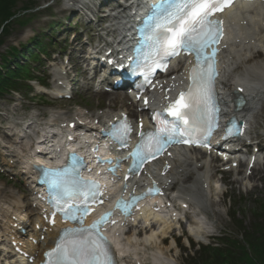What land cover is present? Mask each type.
<instances>
[{"label": "snow or ice", "instance_id": "obj_1", "mask_svg": "<svg viewBox=\"0 0 264 264\" xmlns=\"http://www.w3.org/2000/svg\"><path fill=\"white\" fill-rule=\"evenodd\" d=\"M233 3L234 0H157L152 6L150 14L143 21L138 48L134 50L142 57L137 61V67L144 68L146 84L152 83L151 74L155 68L163 70L167 67L170 57L192 55L195 57V67L190 73L188 90L180 92L164 112L153 114L156 130L136 133L140 140L125 157L132 159V165L124 176L125 181L129 179V174H138L144 162L155 158L172 144L208 146L207 141L221 111L215 88L218 72L213 45L219 42L223 34V21L212 17ZM209 48H212L211 55L207 53ZM171 90L166 89L165 93ZM144 103L147 105L149 102L145 99ZM243 103V98L238 97V107ZM129 132L130 125L126 120H120L104 135L120 147H126ZM99 163L110 164L107 171L115 176L119 161L115 164L111 160ZM82 167L83 161L72 155L63 169L46 172L49 188L56 191L52 206L61 214L62 220L75 221L80 225L62 232L55 247L45 254L48 264H114L107 237L102 235L105 225L116 223L110 219L113 213L105 212L87 228L83 227L84 217L92 211L90 205L104 201L99 198L101 190L98 183L80 178L79 170ZM123 191H127V184H124ZM152 191L150 189L140 197L132 196L127 202L118 199L115 208L126 213Z\"/></svg>", "mask_w": 264, "mask_h": 264}, {"label": "bare ground", "instance_id": "obj_2", "mask_svg": "<svg viewBox=\"0 0 264 264\" xmlns=\"http://www.w3.org/2000/svg\"><path fill=\"white\" fill-rule=\"evenodd\" d=\"M86 2L88 3L90 2V0H64L65 4H73L74 6L78 5V7L83 6L82 9L84 10L81 9L82 12L89 13L91 9L89 11ZM62 12L63 11H60V13ZM102 19L103 18H101V20ZM228 22L230 27L228 37L225 42L226 49L222 58L221 77L217 82V89L219 93V99L223 103L222 112L224 114H227L231 112L230 104L231 99L234 97V90H236L237 87L242 88L241 95L242 98L246 100V103L244 109L237 112V115H239L241 119H244L248 116L249 113L256 109L258 102L264 98V67H261L260 65L248 66L249 62L256 60V58H259L261 54L264 55V6L237 7L229 14ZM123 23L125 22H122L121 27L125 26V24ZM109 28L112 29V27ZM257 50L260 51V53L254 55V51ZM86 62L87 60L82 57L80 63L86 64ZM174 66L175 63H173L172 68H174ZM234 68H240V73L236 76L228 78L227 75L230 69ZM61 71L62 69L56 71V81H60V83L65 86L66 82L64 80V76L61 74ZM58 72H60V74H58ZM171 74L174 75L175 79H165V82L163 84H160L161 87L157 88L155 92L150 94L149 100H151L152 103H160L159 98L162 100H167L173 95L174 91L182 89L181 74L178 73V70L171 72L169 76ZM85 80L87 83L88 79ZM86 83L81 84L80 87L84 88ZM164 87H169L172 90L165 93V91L162 90ZM100 96L107 97L110 101L113 102L114 100L121 98L122 94L101 93ZM130 112H133V110ZM108 115L112 117L115 114L103 113L99 116H94L93 119L100 120L102 116ZM58 119L60 118L55 117L53 113H50L49 121L39 124L38 126L40 127L42 125L41 127H44L43 129L52 128L54 130H58L59 133H67L68 129L66 127L69 126V123L73 122V119L67 121H58ZM143 122L145 124L144 120ZM74 130L75 129L69 130V132L73 133ZM93 133V131H89L85 136H94ZM89 140L94 141L92 137L89 138ZM81 144H85V141L81 142ZM29 147L30 144H28L27 147L24 146L21 150H19V152H17V162H19L20 164L23 162L24 155L30 151V149H28ZM9 151L13 153V150ZM182 151L183 150H173L171 152L172 157L169 162L171 170L168 176L162 178L158 177V170L154 166L147 169V175L148 177H152L154 180H157L158 183L162 186H165L167 190L174 183V181H177L179 178H185L187 176L190 177L192 176L191 172H193L192 182L187 186H179L175 192L174 197H172V199L170 200L167 199V202H169V204H171L173 208H176L179 204L186 203L193 206L198 211V214L200 216L195 219V225L190 227V229L188 230L190 236H194L195 238H197L199 231L204 228L206 223L207 218L205 212L208 208V194H210L212 191L215 192L217 190V185L211 184L210 182V178L213 177V172L211 173L207 170V162L205 160L201 161L195 159L193 162V158L188 157V152ZM30 156L35 159H40L35 155ZM197 163L201 164V168H203V170L199 171L196 170L195 167L192 168V166ZM97 170L99 171L100 168H97ZM96 178L100 180L102 179L101 176H97ZM145 181V179H135L130 183L133 184L134 188H138L139 185H141V183H144ZM117 189L118 184L113 185L112 189L109 190V194L116 192ZM24 199L25 198L16 197L14 195H10L8 197L4 196L3 202L0 204V214L3 217V219L1 218L0 220V222H2L0 224V227L4 234L7 235L12 233L10 236H13L15 239L12 241L23 243L25 249L24 251L33 258V255H35L34 260L36 261L35 263H37L38 261L42 260L41 255L44 249L52 247L59 230V222H56L55 220L56 223L52 227H49L48 224H44V222L42 221V209L44 205L39 201H35L33 198V200L31 201L32 204L30 205V209H28V206L21 205L26 204L22 202ZM152 203V207H155L156 211H154L150 206V204ZM32 205L34 206L32 207ZM140 205L142 211L139 213V216L142 213L144 217L143 219L146 223L149 219H152L153 222H156L158 225H160L159 231H157L159 233L153 232V228L149 227V233H146L145 229L140 231H144V236L142 240H139L134 236L125 237V234L124 236H122L120 232L123 227L113 229L111 232L113 236L112 238L115 241L116 245L121 248V250L119 251V255L122 258L121 264H148L149 257L146 256V254H149L151 256L152 261H156L157 264H161L159 257H163V255L168 256L167 254H169L170 250H163L156 245L158 242L159 244H162V242H164L162 241L163 238L160 240V242L157 235H160V237H164L166 236V234H170L169 232L171 227L173 226V222L171 221L172 217L167 219V216L170 215L171 212L165 210V207L161 205L160 200L156 199L151 200L149 204L147 202H141ZM22 209L27 210V212H25L27 219L26 223H22V221L25 220V216L21 214L24 213L22 212ZM32 216H34V220L31 223L30 221ZM12 217H15L16 220L12 221ZM20 225L30 233V237L32 239H35L37 241L36 246L30 245L28 242L24 241L21 236L17 235L18 232H16L15 227H19ZM35 225H38L41 228L42 232H37L36 230H34ZM119 234L121 235V237L118 236ZM42 236L44 237V239L41 241ZM0 238H2L1 233ZM0 241L2 240L0 239ZM0 248H2L5 252L10 251L9 245L6 247L0 246ZM152 249H154L155 251H152ZM149 250H151L152 254L150 252L147 253ZM139 251H141L143 254L141 253L142 255H140ZM166 260L164 259L165 263ZM6 263L10 264V262Z\"/></svg>", "mask_w": 264, "mask_h": 264}, {"label": "rangeland", "instance_id": "obj_3", "mask_svg": "<svg viewBox=\"0 0 264 264\" xmlns=\"http://www.w3.org/2000/svg\"><path fill=\"white\" fill-rule=\"evenodd\" d=\"M32 4L33 6H31ZM25 6L32 7L31 12H34L33 17H31V13H29L30 10H28V12L23 11ZM61 8L62 0H15L12 10L16 11L17 19H24L25 17H27L29 18V21L26 22L23 26H16L17 24H13V28L4 37L3 44L2 46H0V57L1 55H4L7 49H9L10 47H14L17 50H20L23 44L27 43L32 38L41 34L42 37L45 39L42 43L45 45V48L48 49L49 56L51 53L52 56H50V59L54 60L52 67H59V65H62L61 58L65 54L68 55L71 59V47L76 48V45H71L70 47V39L68 38L65 42L63 38L66 37V35L59 36V34L62 33L64 28H66L67 23H70V27H78L80 23L77 22L76 17H72L70 16V14H67L65 12L63 14L60 13ZM22 15H25V17H23ZM71 32L72 31H70V33ZM49 40L55 43L53 48L49 47V43H52ZM60 49L61 53L58 52V50ZM78 49L82 50L83 47H78ZM49 56L47 57L48 59ZM75 56L76 54L73 55V58H75ZM39 60L41 61L42 57ZM72 64L75 66V73L79 75L82 66L78 67V64L73 62ZM28 65L30 67H37V73H35L34 75L36 77L38 76L39 80L47 84L48 88L51 89L52 86L49 80L51 78L53 70L51 67H49L50 65L46 63L45 65L37 66V64H35V62L31 60ZM78 68H80L79 71ZM72 71L74 74L73 69ZM33 85L35 86V88L37 87L36 83H34ZM36 91L37 93L40 92L39 89ZM21 96L24 98L26 95L21 94ZM31 100H34L33 102L35 103L23 101L20 96L12 95H3V99L0 100V136L4 137L3 140L6 141L7 144L12 142L11 136L14 134V130H16L17 126L20 125L24 117L32 118L34 115H39L38 121L39 123H42V121L47 118L48 112L52 109L64 111V113L67 115L72 114L76 109L79 108H84L88 112L93 114H100L101 112L98 109L102 110V108L106 107L115 109L118 106H127L128 104V101L124 100L123 102H119L113 105L109 100L103 97L100 98L91 94H84V92H80L79 89H76L74 96L69 102L52 103L49 102V98L45 95H41L40 99L34 98ZM250 122L253 127V134L260 136L259 138H262V135L264 133V102L259 104L255 116ZM31 133H33V131H31ZM215 169L217 170L219 168L216 166ZM243 169L244 166L240 168L239 175H242ZM13 171L14 170H11V173ZM9 174L10 171L8 175ZM227 177H229V179H232V176L230 174H227ZM215 178L218 179L217 173L215 174ZM255 178H258V180L257 182H255L254 189L249 193L247 192L245 195H243L241 191H237L234 186L228 185V182L225 179V182L227 183V185H225L224 187L226 194L223 195V197H214L213 199L215 200L211 199L213 200V202L209 203V208H211V210L209 211L208 217L210 215V217L215 222L214 228L209 233L210 235L215 237L222 231H225V233L223 232L224 234L235 232V226L232 224L231 219L228 217V211L230 209L231 202L232 205H234L233 210H237V217L243 220L245 226H249L252 220L251 212L255 204L262 203L264 206V165L259 169V171H257ZM5 179V176L0 177V201L2 199L1 197H3L4 195H9L11 192V190L9 189V185L5 182ZM17 194L22 196V194L18 192ZM240 194H242L243 196H240ZM189 222L192 223L191 221ZM183 229L184 228L181 226V230ZM173 233L178 234L179 231L176 230ZM186 238L188 239L187 236ZM170 242V240H167L165 246L161 247L163 250L168 248V246H171L172 248V251L167 254L168 256H165L167 260L164 264H189V257L194 255V251L197 250V247L194 249L190 248L189 250H187L184 246L183 241L177 240L175 242L177 247L176 249L174 248V246L171 245ZM207 242L211 243L212 240ZM152 251L155 250L152 249ZM139 252L140 255L143 254L141 251ZM149 252L152 254L151 250H149L147 253ZM146 256L151 258L149 254H146ZM161 259L163 258L161 257ZM149 263L154 264L152 260H149Z\"/></svg>", "mask_w": 264, "mask_h": 264}, {"label": "trees", "instance_id": "obj_4", "mask_svg": "<svg viewBox=\"0 0 264 264\" xmlns=\"http://www.w3.org/2000/svg\"><path fill=\"white\" fill-rule=\"evenodd\" d=\"M14 4V0H0V26L3 25L2 32L6 33L9 25L4 24L5 22H9V19L15 15L16 11L12 10ZM25 9H29V7L25 6ZM18 68L20 66L17 65ZM25 69H21L18 71L7 72L6 75H2L0 73V90L2 88H7L13 86L14 80L20 77V73ZM255 229H252V234L264 232V227H259V224L254 225ZM252 235V236H253ZM245 236H249L250 244H251V252H252V259L250 264H264V235L260 234L257 238H253L246 233ZM208 264L209 260H206L204 264ZM247 264V263H245Z\"/></svg>", "mask_w": 264, "mask_h": 264}]
</instances>
